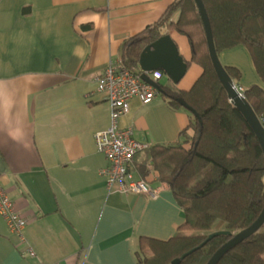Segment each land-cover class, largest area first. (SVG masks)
<instances>
[{
    "label": "crops",
    "instance_id": "1",
    "mask_svg": "<svg viewBox=\"0 0 264 264\" xmlns=\"http://www.w3.org/2000/svg\"><path fill=\"white\" fill-rule=\"evenodd\" d=\"M173 2L0 0V184L26 220L24 237L35 252L22 256L0 218V264H138L139 238L167 241L184 223L154 172L145 179L160 189L155 200L108 194L99 175L107 163L94 143V134L110 126L94 78ZM170 37L188 62L187 39ZM218 59L240 72L235 85L264 91L242 46ZM201 73L191 64L177 85L165 76L159 84L188 91ZM189 123L187 112L172 110L158 94L148 105L132 100L118 126L153 147L177 144L184 131L193 137ZM144 153L133 160L137 176Z\"/></svg>",
    "mask_w": 264,
    "mask_h": 264
},
{
    "label": "trees",
    "instance_id": "2",
    "mask_svg": "<svg viewBox=\"0 0 264 264\" xmlns=\"http://www.w3.org/2000/svg\"><path fill=\"white\" fill-rule=\"evenodd\" d=\"M209 19L217 55L242 46L264 84V0H201ZM187 39L191 64L202 73L188 91L162 84L161 95L172 110L190 116L189 130L175 145H156L144 153L137 167L145 179L151 172L165 184L184 214V223L167 241L139 238L138 264H171L199 248L207 237L224 231L184 258L180 264H207L232 236L248 228L264 207V157L255 135L232 105L212 66L206 35L194 0H174L160 19L140 34L125 40L120 60L130 72L138 70L141 52L164 35ZM237 83L238 70L224 67ZM243 97L264 128V91L243 90ZM177 99L195 112L183 109ZM218 264H264V224L261 229L226 254Z\"/></svg>",
    "mask_w": 264,
    "mask_h": 264
},
{
    "label": "built area",
    "instance_id": "3",
    "mask_svg": "<svg viewBox=\"0 0 264 264\" xmlns=\"http://www.w3.org/2000/svg\"><path fill=\"white\" fill-rule=\"evenodd\" d=\"M141 74L139 66L137 71L130 72L119 59L110 61L104 71L94 78L95 93L102 96L110 112V126L94 134V143L96 151L107 163L99 175L105 180L108 194L135 195L155 200L159 197L160 189L132 171L134 157L147 151L150 145L136 140L132 128L122 129L118 126L119 120L129 113L132 100L137 99L141 105H148L159 94L155 88L141 80ZM144 74L156 84L164 77L161 71ZM235 87L243 97V89L237 85ZM0 218L10 234L17 238L16 249L22 256L34 258L35 252L24 237L27 222L16 211L1 184Z\"/></svg>",
    "mask_w": 264,
    "mask_h": 264
},
{
    "label": "water",
    "instance_id": "4",
    "mask_svg": "<svg viewBox=\"0 0 264 264\" xmlns=\"http://www.w3.org/2000/svg\"><path fill=\"white\" fill-rule=\"evenodd\" d=\"M197 10L200 15L201 22L204 27L206 42L208 47L209 57L216 73L218 80L227 93V97L232 105L240 112L246 121L247 125L255 135L257 142L261 148L264 157V128L259 122L258 118L254 114L253 110L246 102L244 97L240 96L236 90L234 82L227 75L224 67L220 64L218 55L215 51L210 23L204 6L201 0H194ZM139 69L141 71V80L153 88H155L159 94H161V88L159 84L152 82L144 73L161 71L166 78L174 85H177L183 78L187 71V64L183 58L179 55L178 49L169 35H164L152 44L148 45L141 52L138 62ZM177 103L185 110L189 111L195 118L198 116L193 110H191L182 99H177ZM264 224V207L258 218L248 228L239 232L235 236H232L229 241L222 245L210 258L207 264H218L222 258L239 246L241 243L251 238L261 229ZM220 235H229L227 232L219 231L210 234L206 241L199 247L201 248L205 243ZM193 249L186 254L182 255L179 259H175L171 264H180L181 261L192 254L197 249Z\"/></svg>",
    "mask_w": 264,
    "mask_h": 264
},
{
    "label": "rangeland",
    "instance_id": "5",
    "mask_svg": "<svg viewBox=\"0 0 264 264\" xmlns=\"http://www.w3.org/2000/svg\"><path fill=\"white\" fill-rule=\"evenodd\" d=\"M164 81H166V79H164ZM164 81H163V82H164Z\"/></svg>",
    "mask_w": 264,
    "mask_h": 264
}]
</instances>
